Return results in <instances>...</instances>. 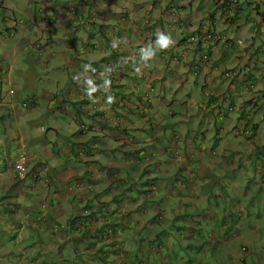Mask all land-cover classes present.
I'll return each mask as SVG.
<instances>
[{"label":"crops","instance_id":"crops-1","mask_svg":"<svg viewBox=\"0 0 264 264\" xmlns=\"http://www.w3.org/2000/svg\"><path fill=\"white\" fill-rule=\"evenodd\" d=\"M117 1L77 0L72 5L62 2L59 8L48 4V0H28L25 7L9 1L15 14L8 15H14L11 18L17 23L18 18L20 26L9 36L15 19L0 22V264H5L7 259L3 254L4 244L8 239L21 244L24 227L37 228L36 236L54 238L56 247L77 239L82 246H88L86 233L77 236L76 223L86 208L85 200L91 197L93 183L95 191L88 201L93 205V213H98L96 219L100 226L104 222L124 223L129 214L120 220L108 216L104 221L97 206L99 201L110 202L120 193L113 186L107 187L102 178L111 171L119 172L137 185L127 190L124 197L133 198L143 186L156 183L157 191L146 207L143 205L146 209L142 218L161 211L163 218L169 215L166 223L169 227L189 228L196 237L198 223L195 222L203 221L201 217L193 214L191 220H181L183 225L174 224L177 208L171 207L175 204L182 209L185 197L196 195L199 183L210 180L208 174L235 169L239 159L234 153H239L233 144H238L240 133L235 130L241 121L238 111L228 109L231 98L236 99L237 110L248 111L253 117L249 140L242 137L248 147L246 153H254L256 149L259 153L264 151V0H241L247 5L238 13L244 24L240 29L226 25V42L213 49L214 67L237 69L243 76L241 80L227 83L208 64L202 65L197 75L192 74L196 57L187 42L190 35L220 20L218 0ZM38 8L42 10L38 12ZM120 14L125 18L123 23L119 20ZM248 15L249 19L245 20ZM54 31L62 33V41L57 46L65 50V56L59 61L53 49L55 42L51 41ZM237 40L242 44H235ZM36 42L42 47L44 60L39 56ZM113 43H119L123 53L114 71L121 69L123 74L121 82L110 93L123 98L126 106L116 107L114 103L109 107L106 103L102 108L111 115L122 113L125 124L118 130L99 123L93 116L77 118V104L86 99L84 96L93 97L95 92L108 90L109 75L104 63L108 45ZM88 45H93V49L87 50ZM47 48L50 53L44 56ZM63 71L69 83L54 82L55 75ZM246 80L255 85L254 91L245 88L242 81ZM23 102L28 103V108L22 107ZM136 105H143V109L137 111ZM32 116L36 121L32 127H25L23 123ZM74 117L95 125V132L82 133ZM220 119L223 125L215 124L214 135L213 123ZM225 121L233 125L227 122L226 127ZM34 126L38 128L33 129ZM226 133L230 136L224 137ZM252 140L256 142L250 145ZM94 142H98V147L93 146ZM22 145L29 159L28 171L39 175L42 179L39 184L13 178L12 161ZM77 147H86L88 160L103 168L91 181L86 178L85 165L75 156ZM154 149L159 153L155 172L140 166L141 158L138 159L141 153ZM257 161L262 168L264 162L258 158ZM261 177L259 195L264 202V175ZM74 182L80 188L63 198L65 188ZM215 186L220 185L213 182ZM185 189L188 193L183 196L180 192ZM169 196L171 199H167ZM169 201H172L171 207L162 208ZM251 212L244 208V215H239L245 219L242 226L233 219L238 232L226 227V238L234 234L242 240L252 238L262 242L263 217L254 211L250 221ZM148 217L141 218L143 226L135 228L136 232H142L138 235L140 241L143 231L150 230L147 221L151 217ZM239 227H249L251 235L242 237ZM129 229L133 231V227ZM56 247L50 249L46 244L41 249L56 255ZM68 257L74 258L71 252ZM34 259L38 261L36 254ZM160 259L155 264H160Z\"/></svg>","mask_w":264,"mask_h":264},{"label":"clouds","instance_id":"clouds-1","mask_svg":"<svg viewBox=\"0 0 264 264\" xmlns=\"http://www.w3.org/2000/svg\"><path fill=\"white\" fill-rule=\"evenodd\" d=\"M227 1L229 3V0H218L216 4L218 6H223L224 7V2ZM237 3L236 5L240 4V7H245L247 8V5L241 6V0H236ZM6 0H0V22L2 24V21L6 19L8 22L9 19L14 21L15 18H11L14 15H8V14H15V8L10 7L7 8L5 6ZM48 4L54 5L55 0H48ZM48 4H46L48 6ZM246 4V3H243ZM80 5V4H77ZM226 9V6L224 7V11ZM42 8H38V12H40ZM5 14L8 16V18L5 16ZM220 14H223L220 18V20L217 22V24H211L202 32L199 33H194L190 35L187 38V42L189 45L194 50L195 54V61H196V66L193 68V75H197L199 73L200 67L203 65L208 64L210 67H214V62L211 58V54L213 52V49L217 47L218 44H222L226 42V25L227 26H232L233 28L240 29V27L244 24V20L242 18H239L231 24H226V22H231V18L225 17V12H222V9L220 10ZM123 14H120L119 20L120 22H125V18L122 16ZM234 16V10L231 14V17ZM249 15L245 20H248ZM93 19V18H91ZM227 20V21H226ZM18 23L16 22V19L14 21V24L10 26L9 28V36H12L15 34V28L20 26L19 20L17 18ZM56 22V20H55ZM93 23H96L94 20L92 21ZM11 24V23H9ZM215 25H217L215 27ZM223 27V28H222ZM206 35H211L212 37L215 36V38H212L213 40L209 42H205L203 38ZM193 39V40H192ZM215 39V41H214ZM238 41L240 43H238ZM237 45H241L242 42L241 40H237L234 42ZM163 46H167V43L162 44ZM109 47L107 48V59L105 60L104 66H105V71L108 73V90L107 91H102L101 93L95 92L93 97H86L84 100H80L77 104V118L79 119V116L81 118L85 116H93L96 118L99 123L102 122L104 125L107 127L111 128L112 130H118L120 128H123L125 124V120L123 118V115L121 112H118L117 115H111L106 109L102 108L106 103L109 104V107H111V104L116 105V107H121V106H126V102L124 101L123 98L120 96H115L112 93H110L114 87L118 86V83L121 82V75L123 72L121 69L119 71H114L115 65L117 60L123 55L122 49L119 45V43H113L109 44ZM35 47H37L39 51V56L44 60V57H41L42 55V47L39 45V43L36 42ZM93 45H88L87 50H92ZM262 68L264 69V62L262 63ZM215 71H218L220 76L222 77V80H226V83L231 81V80H241L243 78L242 74L240 73L239 70L237 69H219L218 67L213 68ZM229 73V77H224V74ZM245 82V88L249 91H254L255 85L249 81H242ZM110 88V89H109ZM109 91V92H108ZM133 91H136L133 89ZM11 94H13V90L10 91ZM146 99L148 100V104H151L150 100L148 99V94H146ZM117 100V102L115 101ZM263 103V102H262ZM93 106H96V110L93 109ZM22 107L28 108V103L23 102ZM135 108L138 110L143 109V105L139 106L136 105ZM106 113L107 117H110L112 119H117L119 120V124L115 125L114 127L110 126L107 124V121L103 118V115ZM248 117L250 118V126L245 128L244 127V120L241 121L242 124V129L240 127L239 133L243 134V137L245 139L250 138L252 132L249 130L251 126H253V117L252 114L249 113ZM74 119L76 122L79 124V130L82 133L86 132H95V125H89L83 121L77 120L75 117ZM116 120V121H117ZM249 125V124H248ZM84 126L85 129L82 130L81 127ZM247 129V130H245ZM121 130H119L120 132ZM248 131V133L246 132ZM249 140V139H248ZM249 142V141H248ZM255 140H252V142H249L250 145H253L255 143ZM98 142H94L95 147H98ZM136 146H133V148ZM82 149L84 150L85 155L83 157L78 156V150ZM24 151L27 155L26 148L24 145H22V149L17 153H21ZM134 151V150H133ZM16 155V157H17ZM75 156L77 159L81 160L83 164L85 165V171L87 172L86 175H88L87 180L91 181L93 180L97 175L101 174L103 172V168H99L95 163L91 162L88 160V151L86 147H77L75 149ZM145 156H149V161L145 160ZM12 161V171H13V178L16 181L23 182L26 179L31 180L32 183H41L42 179L39 178V175L37 173H33L32 171H28L29 167V159H28V164H27V173L26 176L23 179H17L14 175V170H13V165L14 161ZM28 158V155H27ZM139 165L140 166H145L150 167V164H155V169L153 170L155 172L156 170V162L158 161L159 158V153L156 154V150H147L143 153H141ZM139 162V160H138ZM264 170L260 169L259 173H262ZM35 176L33 178L32 176ZM105 179V182L108 186H113L114 189H118V191L121 193L120 196L114 198V200L110 202H104V201H99L97 203L98 209L101 211L102 214V219L106 221L108 219V216H114L116 219L120 220L123 219L124 215L129 214L130 216L124 220V223H118L116 225H110L106 222H104L100 226V222L96 219V216L98 215L97 212L93 213V205L89 203L88 200H90L94 194L95 188H94V183L93 186L91 185V197L86 199L84 211L81 213L80 218L78 219L76 223V233L77 236H81L86 233V236L88 237V246H82L81 242L79 239H77L75 242L70 243L69 245V253L73 255L74 258L68 259V264L69 262L73 264H79L74 262V260L82 261L81 264H150V261H152V264L157 263V260L160 258V264H167L169 260H174V264H186L188 259H184L183 257H180L179 254H174L172 250H169L167 248V252H169V256H162L160 253V249L162 248L161 244L162 238L164 235L159 232L157 233L154 237L149 242L148 247L146 250L142 249V240L140 241V237L138 236L135 228H139V225L143 226V221L141 220L142 216L145 214V207L146 203L150 202L153 198V194L157 191V184L154 182H150L147 185L143 186L140 189L139 194L134 196L133 198L129 197H124L125 192L127 190L137 187L135 185L134 181L128 177L123 176L117 171H111L107 176L102 177ZM48 181V180H44ZM264 186V182H263ZM80 188V184L77 182L72 183V185H68L65 190L62 193V197L66 198L70 195H73V193ZM145 207H144V206ZM42 207H45L43 204H41ZM89 206V208H88ZM144 207V209H143ZM154 214V213H153ZM152 214L148 218H150ZM143 219V218H142ZM131 220V221H130ZM163 216L161 215V211H158L155 213L147 222L150 224V228L152 227L153 223L160 224V226L163 223ZM130 221V222H129ZM130 227H133V231L129 229ZM149 226H146V228ZM169 227V226H168ZM182 226H171L169 227L171 229V235L174 237L172 240H168V243L170 245V248L172 249L174 245L177 243L179 240H185V244L183 243L181 247L187 249L189 246L188 243L193 242L195 240V237H193V233L189 228H179ZM185 229V235L182 230ZM222 230V229H221ZM220 230V231H221ZM130 231V235H126L127 232ZM135 231V233H134ZM190 231V233H188ZM219 231V232H220ZM214 234L210 235V242L204 241L203 246L201 248H205L207 244L212 247L211 250L216 255V258L214 261H212L214 264H247L249 261L250 264H264V239L262 242H259V239H254L252 241V244H254L253 248H250L247 245H244V243L241 242L239 245V248L241 250L242 254L235 255L231 253L229 258L224 259L221 256V253L217 249V244H220L221 242L217 240L216 238L213 237ZM200 238V234L198 233V236ZM240 237V236H239ZM189 238V240L187 239ZM235 238H238L236 235H231L229 238H226V242L230 240H234ZM243 238L240 237V240ZM138 240V241H137ZM214 240V241H212ZM128 241V242H127ZM200 242V240L198 241ZM68 243L63 242L61 243L60 248V257L59 259L61 261L65 260L62 251L65 249ZM131 244L133 249H127V245ZM165 246V244H164ZM200 248V249H201ZM181 249V248H180ZM183 250V249H182ZM251 254L250 260L247 259V255ZM89 255V258L87 256ZM132 255V256H131ZM57 256V255H56ZM58 257V256H57ZM187 257V256H186ZM257 257V258H256ZM83 258V259H82ZM38 261L34 259V263L37 264ZM32 263V262H31ZM29 263V264H31ZM172 264V263H171Z\"/></svg>","mask_w":264,"mask_h":264},{"label":"rangeland","instance_id":"rangeland-1","mask_svg":"<svg viewBox=\"0 0 264 264\" xmlns=\"http://www.w3.org/2000/svg\"><path fill=\"white\" fill-rule=\"evenodd\" d=\"M9 1L14 2L15 4L21 5V7L27 6L28 0H8L5 3V6L7 8H10ZM60 2H56L55 5L58 6V8L62 5V2H69V4L72 5L73 2L77 0H70V1H64L59 0ZM117 1V0H116ZM120 4V1H117ZM54 36H51V41L55 42L53 45L54 52L57 57V61L61 60L65 56V50L62 46H57L58 41H62V33L54 31ZM47 37V34H44ZM44 44V43H43ZM50 53V49L47 48V52L44 56L48 55ZM37 54V52H36ZM56 81L54 82H62V83H69L68 76L64 73H57L55 75ZM44 83V87H45ZM43 89V88H42ZM7 91V90H6ZM47 91V89H45ZM43 105L40 103V106ZM31 116V114H29ZM201 120V118L199 119ZM36 121V118L33 116L28 119V121H25L23 124L26 127H32L31 124ZM204 121V120H203ZM202 121V122H203ZM227 122L225 121L226 127ZM215 124L217 127H221L223 125L222 120H218L217 123H213V129L215 130L214 135H216V129ZM231 125H233L232 122H230ZM45 125V124H44ZM43 125V126H44ZM212 125V123H211ZM23 126V127H24ZM224 126V127H225ZM38 128V126H34L33 129ZM223 128V127H222ZM213 129L209 132V136H211V133L213 132ZM240 129V128H239ZM238 128L235 130H239ZM242 129V127H241ZM35 135H38L37 133H34ZM222 134V133H221ZM224 137L230 136V134H223ZM171 137V135H170ZM243 134H239L237 136V143L234 142V146L238 148V153L236 154V158L239 159L237 163H235V169L231 171H224V172H217L215 174H208V177L210 178L209 181H201L199 183V187L196 190V195H191L189 197H185L186 200L183 202L182 209H178V206L171 207L169 204L172 201L165 202V205L162 208L165 207H171L177 208V221H174L178 225H183V222L181 221L184 218H189L191 220L192 215L200 216L203 221L197 220L195 222L198 223V228L196 229L197 235L195 237V240L193 242L188 243L189 246L187 249L181 247L182 244H185V240H179L174 245V247L171 249L170 245L168 243V240H172L174 237L171 235V229L168 227L167 221L169 219V215L164 217L163 224L160 226V224L153 223L150 230L143 231V240H142V249L146 250V248L149 245L150 238L154 237L157 233L161 232L164 237L162 238V248L160 249V253L162 256H169V252H167V248L169 250H172L174 254H179L180 257H183L185 260L188 259L186 264H214L212 261L215 260L216 255L213 252L212 247L210 245L213 244V242L209 245L207 244L205 248H201L203 246L204 241L210 242L211 240L210 235L213 232V237L219 240L221 243L217 244V249L221 253V256L226 259L229 258L231 253L238 255L242 254L241 250L239 248V245L244 243V245L249 246L250 248L254 247V244H252V238L246 239V240H240V237L235 238L234 240H230L226 242V227H228L231 232H238V228L235 226V222L233 219H237V224L243 225L245 222V219H243L239 215H244L243 210L244 208L246 210L252 211L251 215L249 216V220L253 221L252 216L253 214L260 213L263 217L262 224L264 225V202L260 201V195L259 192L261 191V183H262V177L264 174H259V171L257 172V169L264 170V165L261 168V164L258 163L257 158L261 160V162H264V151L263 154H259V150L256 149L254 153H246L248 151V147H246L245 139L242 138ZM242 156V157H241ZM241 157V158H240ZM151 170L155 169V164H151L150 168ZM213 182L219 183V187L215 188L213 187ZM183 196L187 195L188 191L187 189L180 192ZM205 193L206 195H202ZM262 198H264V193L262 194ZM167 199H171V196H169ZM162 202H164V198L162 199ZM147 207H151L147 204ZM255 211V212H254ZM150 216V214H149ZM219 216V218H215ZM148 215H145L143 219H146ZM205 219L210 220L209 222H205ZM194 223V222H193ZM253 226H257L256 223H251ZM183 229V227H181ZM25 229L22 233V242L21 244H17V242H14L11 239H8V242L4 244L5 251L3 254H6V262L5 264H35L34 263V256L36 254L37 256V264H68L69 253L67 250H69V245L66 247L62 253L65 258V260L61 261L59 259L61 253H60V246L61 243L57 244L58 247H56V243L52 242L54 241V238L52 240H49L48 236H36V233L38 231L37 228L31 229L24 227ZM223 230L222 232H219L220 230ZM37 230V231H36ZM185 235V229L182 230ZM251 229L247 227L244 229L243 227H239V233L243 234L242 237H246L251 234ZM141 235L142 232H137V234ZM198 233L201 234L200 238L197 237ZM127 235H130V231L126 233ZM51 239V237H50ZM189 240V238H187ZM200 240V242H198ZM214 241V240H212ZM46 244L50 245V249L53 247L55 248V254L53 255L48 252H43L41 248H44ZM165 244V246H164ZM28 246V248H26ZM133 248L131 244L127 245V249ZM181 248V249H180ZM201 248V249H200ZM33 249V251H31ZM183 249V250H182ZM187 256V257H186ZM33 257V258H32ZM251 254L247 255V259L250 260ZM257 258V257H256ZM83 259V258H82ZM76 263L81 264L82 261H74ZM70 264H73L69 262ZM174 264V260H169L167 264ZM151 264V263H150ZM183 264V263H181ZM247 264H250L249 261Z\"/></svg>","mask_w":264,"mask_h":264},{"label":"built area","instance_id":"built-area-1","mask_svg":"<svg viewBox=\"0 0 264 264\" xmlns=\"http://www.w3.org/2000/svg\"><path fill=\"white\" fill-rule=\"evenodd\" d=\"M237 1L236 0H229V4L232 7H234L236 5ZM233 10L228 12V16H231ZM225 17H226V9H225ZM212 38H215V36H211V35H206L203 40L205 42H209L211 40H213ZM217 39V38H215ZM214 39V41H215ZM193 40V39H192ZM238 43H240L238 41ZM224 77H229V73L224 74ZM115 101L117 102V100L115 99ZM93 109L96 110V106H93ZM103 118L107 121V124L114 127L115 125L119 124V120H115L112 119L110 117L106 116V113L103 115ZM82 130L85 129L84 126L81 127ZM85 155L84 150L79 149L78 150V156L79 157H83ZM146 161H149V156H145L144 158ZM27 164H28V158L27 155L24 151H22L21 153H19L14 161V165H13V170H14V175L17 179H23L26 176L27 173ZM33 178H35V176H32Z\"/></svg>","mask_w":264,"mask_h":264},{"label":"trees","instance_id":"trees-1","mask_svg":"<svg viewBox=\"0 0 264 264\" xmlns=\"http://www.w3.org/2000/svg\"><path fill=\"white\" fill-rule=\"evenodd\" d=\"M246 4H243L242 3V5L241 6H245ZM226 6V16L227 17H229V18H231V22H228L227 20V22H226V24H231L232 23V21L233 22H235L237 19H238V13H239V11H240V4H238V6L237 5H235L234 7H232L231 8V6H230V4L227 2V1H225L224 2V7ZM224 7L223 6H219V10H221L222 9V12L224 13L225 11H224ZM231 10H234V16L233 17H231V16H228V12L229 11H231ZM223 14H221V16H222ZM230 96V95H229ZM232 97V96H231ZM236 107H238L237 106V102H236V99L235 98H231L230 100H229V102H228V109H229V111H234V109H235V111H238L239 112V114H240V116H239V121H242V120H244V127L245 128H247V127H249L250 126V122H251V120H250V118L248 117V115H249V113H248V111H241V110H237L236 109ZM249 124V125H248ZM242 126V124L238 127V129L240 128ZM245 130H247V129H245ZM250 130V129H249ZM237 131H239V130H237ZM251 132H252V127H251V130H250ZM247 133H248V131H246ZM237 133H239V132H237ZM260 154V153H259Z\"/></svg>","mask_w":264,"mask_h":264}]
</instances>
